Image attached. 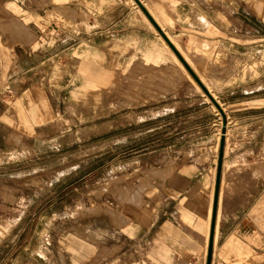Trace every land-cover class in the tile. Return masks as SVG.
Here are the masks:
<instances>
[{"label": "rangeland", "instance_id": "374dc122", "mask_svg": "<svg viewBox=\"0 0 264 264\" xmlns=\"http://www.w3.org/2000/svg\"><path fill=\"white\" fill-rule=\"evenodd\" d=\"M118 4L112 27L92 0H0V264H183L140 241L138 216L172 170L201 166L211 185L222 115L135 1ZM241 13L258 18L264 55V0ZM238 130L224 154L250 160L223 161L222 192L236 168L264 176V127L253 151Z\"/></svg>", "mask_w": 264, "mask_h": 264}, {"label": "crops", "instance_id": "0c3cea01", "mask_svg": "<svg viewBox=\"0 0 264 264\" xmlns=\"http://www.w3.org/2000/svg\"><path fill=\"white\" fill-rule=\"evenodd\" d=\"M140 2L163 32L168 31L174 38L177 43L166 34L218 101L224 113L225 142L230 125L239 129L231 140L249 143L251 150H256L264 127V55L259 53L258 18L254 23L243 20L244 0ZM118 5V0H92V14L97 15L94 21L105 14L110 19L108 26L113 27L120 21L119 15L115 16ZM261 9L262 5L256 3L257 13ZM167 52L170 55L169 49ZM148 57L159 59L161 55L148 53ZM242 151L231 150L224 154V160L232 163L237 157L248 156V150ZM215 174L214 168L210 186L207 169L194 164L163 177V203L155 212L145 210L138 216L140 241L162 245L183 264H205ZM254 175L250 167L236 168L232 177L225 175L224 192L221 180L211 264H264V218L254 217L259 200L264 201V176L259 172ZM140 211L139 205L136 212Z\"/></svg>", "mask_w": 264, "mask_h": 264}, {"label": "water", "instance_id": "95a60500", "mask_svg": "<svg viewBox=\"0 0 264 264\" xmlns=\"http://www.w3.org/2000/svg\"><path fill=\"white\" fill-rule=\"evenodd\" d=\"M134 1L138 5V7L142 10V12L146 15L148 20L152 23L154 28L162 36V38L165 40V42L168 44V46L171 48V50L174 52V54L182 62V64L188 70L190 75L198 83V85L200 86L202 91L206 94V96L210 99V101L216 106V108L221 113L222 118H224L223 110L219 106L216 99L212 96V94L208 91L206 86L198 78L196 73L188 65V63L185 61V59L182 57V55L179 53V51L176 49V47L173 45V43L170 41V39L167 37V35L163 32V30L160 28V26L157 24V22L154 20V18L150 15L148 10L143 6V4L140 2V0H134ZM225 133H226L225 120H223V126H222V130H221V137H220L218 153H217L216 174H215V180H214V194H213L212 212H211V220H210V231H209V237H208L205 264H211V261H212L214 232H215L216 217H217V212H218V199H219V191H220V185H221V180H222V167H223V161H224Z\"/></svg>", "mask_w": 264, "mask_h": 264}, {"label": "bare ground", "instance_id": "6f19581e", "mask_svg": "<svg viewBox=\"0 0 264 264\" xmlns=\"http://www.w3.org/2000/svg\"><path fill=\"white\" fill-rule=\"evenodd\" d=\"M145 15V14H144ZM146 16V15H145ZM148 19V18H147ZM151 23V22H150ZM152 24V23H151ZM154 27V26H153ZM158 32V31H157ZM161 36V35H160ZM162 37V36H161ZM164 40V39H163ZM165 42V40H164ZM165 44L167 45V48L170 50V52L172 53L173 57L176 59L180 71L186 76L188 77L195 85V87L200 88V86L198 85V83L194 80V78L190 75V73L188 72V70L185 68V66L182 64V62L178 59V57L174 54V52L171 50V48L168 46V44L165 42ZM182 55V54H181ZM183 56V55H182ZM188 62V61H187ZM201 89V88H200ZM202 90V89H201ZM215 180V179H214ZM214 194V192H213ZM213 202V201H212Z\"/></svg>", "mask_w": 264, "mask_h": 264}]
</instances>
